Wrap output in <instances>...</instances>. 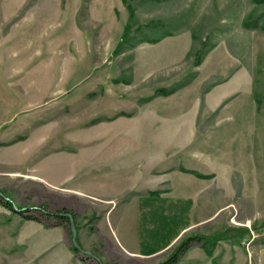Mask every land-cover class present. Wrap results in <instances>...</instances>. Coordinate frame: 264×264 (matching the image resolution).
<instances>
[{"label": "rangeland", "instance_id": "rangeland-1", "mask_svg": "<svg viewBox=\"0 0 264 264\" xmlns=\"http://www.w3.org/2000/svg\"><path fill=\"white\" fill-rule=\"evenodd\" d=\"M259 2L0 0V264L71 251V219L45 209L94 232L106 205L76 183H133L144 198L180 174L200 180L181 187L211 220L153 262L126 264H160L188 235L241 249L230 264H264ZM76 240L84 264H116Z\"/></svg>", "mask_w": 264, "mask_h": 264}, {"label": "crops", "instance_id": "crops-1", "mask_svg": "<svg viewBox=\"0 0 264 264\" xmlns=\"http://www.w3.org/2000/svg\"><path fill=\"white\" fill-rule=\"evenodd\" d=\"M198 168L206 170L202 165ZM180 175V178L171 179L175 187L170 191L144 198L135 195L127 187L133 183H76L81 186L82 194L93 196L92 199H99L106 205L104 217L91 222L94 232L84 229L79 231V243L90 247L102 260L112 263L126 264L128 260L138 263L141 260L153 262V259L166 252L186 232L209 222L212 217L196 215L195 190L181 187L183 179H187L189 183L195 179L190 175L187 178ZM195 182L200 180L196 179ZM192 248L185 254L189 256L187 261L182 257L185 263L178 260L176 264H212V259L219 264H230L236 253L237 258L242 257V250L236 251L231 245H217L212 257L199 245ZM79 257V254L67 248L61 254H53L50 264H84Z\"/></svg>", "mask_w": 264, "mask_h": 264}, {"label": "trees", "instance_id": "trees-1", "mask_svg": "<svg viewBox=\"0 0 264 264\" xmlns=\"http://www.w3.org/2000/svg\"><path fill=\"white\" fill-rule=\"evenodd\" d=\"M124 1L127 2V0H124ZM256 1L262 2L264 0H256ZM128 5H129V3H128ZM244 24H245V26H251L249 24V21H245ZM5 202L10 206L12 205V202L10 200H5ZM23 211H27V209H24ZM44 212L46 213V216L48 218H54V219H58V220H67V221H69V223H70V217L68 215L69 213L72 214V217L74 219L76 217V215L71 210H69L67 208H63L59 211H48L45 209ZM28 218H33V217L28 216ZM69 233L71 234V230ZM219 237L220 236L207 237L205 235L204 236L203 235L185 236L173 247L169 256L164 261H162L160 264H175L179 260V258L183 255V253L187 250V248L190 247L192 242L201 243L203 245L206 253H208V255L211 256L213 253L215 242L218 240ZM208 239H211L210 243H207V242H209ZM212 240H213V242H212ZM71 249L74 253H79L81 250L79 246L74 245V244H72ZM86 264H89V263H86ZM99 264H109V263L104 262V261H99ZM213 264H217V263L215 261H213Z\"/></svg>", "mask_w": 264, "mask_h": 264}, {"label": "water", "instance_id": "water-1", "mask_svg": "<svg viewBox=\"0 0 264 264\" xmlns=\"http://www.w3.org/2000/svg\"><path fill=\"white\" fill-rule=\"evenodd\" d=\"M16 210H20V208H18L16 205L13 206ZM70 216L71 219V223H70V227H71V241L73 244L78 245L76 237H77V229L75 227V223L72 217V214H68ZM87 253L91 254V251H86Z\"/></svg>", "mask_w": 264, "mask_h": 264}]
</instances>
